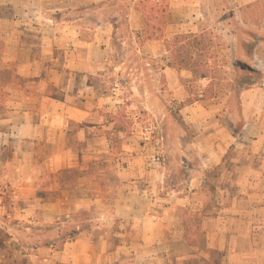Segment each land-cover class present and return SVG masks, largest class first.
Here are the masks:
<instances>
[{
	"label": "crops",
	"instance_id": "obj_1",
	"mask_svg": "<svg viewBox=\"0 0 264 264\" xmlns=\"http://www.w3.org/2000/svg\"><path fill=\"white\" fill-rule=\"evenodd\" d=\"M165 1L0 0V264H264V76L235 124L200 96L170 134L161 86L192 71L167 44L203 1L164 19ZM254 58L264 71V42Z\"/></svg>",
	"mask_w": 264,
	"mask_h": 264
},
{
	"label": "rangeland",
	"instance_id": "obj_2",
	"mask_svg": "<svg viewBox=\"0 0 264 264\" xmlns=\"http://www.w3.org/2000/svg\"><path fill=\"white\" fill-rule=\"evenodd\" d=\"M202 1L198 26L187 24L183 28V35L167 44L170 52L166 54L165 63L192 71H188L187 75L182 77L179 85L170 87L164 81L160 89L167 102V118L164 119V124L172 135H177L179 128L189 126V121L180 113L184 104L188 105L203 96L202 100L206 101L203 106L215 104L225 108L228 119L225 117L224 121L229 126L238 120L240 114L238 97L247 88L244 86L257 85L251 89H263L264 71L255 67L260 64L261 59L255 61L254 49L264 42V0H256L247 7H244V4H248L250 0ZM122 10L126 13L125 7L121 8ZM123 12H121L122 17ZM120 26L124 33L122 39L129 40V46L133 48L132 52H136V45H132L133 42L130 40L132 36L129 35L127 23L122 22ZM164 26L155 23L154 31L149 30L147 36L156 32L158 34L157 29L162 33ZM143 44L144 40H138L139 47ZM130 58L134 64L140 63V56L138 58L135 53H132ZM144 59L154 62L147 56H144ZM2 91L0 110L7 111L5 100L8 96L12 97V93L5 92L4 89ZM189 96L190 99L186 103L179 102L181 98ZM144 126L158 129L156 119L153 118L145 119ZM40 228L36 233L38 239L46 241L51 233L49 234L47 229ZM4 232L0 230V241L5 240ZM0 253L12 255L13 250Z\"/></svg>",
	"mask_w": 264,
	"mask_h": 264
},
{
	"label": "trees",
	"instance_id": "obj_3",
	"mask_svg": "<svg viewBox=\"0 0 264 264\" xmlns=\"http://www.w3.org/2000/svg\"><path fill=\"white\" fill-rule=\"evenodd\" d=\"M168 9H169V0H166L165 2H164V5L162 6V8H161V15H162V17L165 19L166 17H167V15H168ZM158 23H160V20H158L157 21ZM164 23H166L165 21H164ZM147 28H148V32H149V30H151V31H154V23H152V22H150L149 20H148V22H147ZM157 31L159 32V30L157 29ZM149 38L150 39H152L153 38V34H150V36H149ZM179 37H177V38H175L174 40H177ZM167 48H168V51H170V47H168V45H167ZM258 74V73H257ZM253 76V75H252ZM257 79L258 78H256V81H257ZM249 85V84H248ZM248 85H245L244 86V88H246V89H249V88H251V86H253V85H251V86H248Z\"/></svg>",
	"mask_w": 264,
	"mask_h": 264
},
{
	"label": "built area",
	"instance_id": "obj_4",
	"mask_svg": "<svg viewBox=\"0 0 264 264\" xmlns=\"http://www.w3.org/2000/svg\"><path fill=\"white\" fill-rule=\"evenodd\" d=\"M149 131H150V132H149ZM151 131H152V130H149V129H148V130H147V133H149V134L152 133V134H153V131H152V132H151ZM158 160L160 161L159 157H158Z\"/></svg>",
	"mask_w": 264,
	"mask_h": 264
}]
</instances>
